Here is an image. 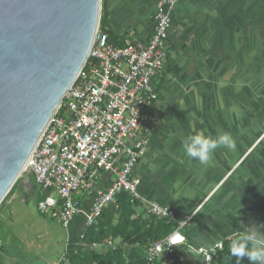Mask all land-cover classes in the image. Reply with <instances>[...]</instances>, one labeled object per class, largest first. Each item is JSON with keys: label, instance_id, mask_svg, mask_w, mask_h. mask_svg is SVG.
Returning <instances> with one entry per match:
<instances>
[{"label": "crops", "instance_id": "1", "mask_svg": "<svg viewBox=\"0 0 264 264\" xmlns=\"http://www.w3.org/2000/svg\"><path fill=\"white\" fill-rule=\"evenodd\" d=\"M102 1L111 32L152 36L158 0ZM170 16L155 122L134 173L145 198L181 218L183 264H204L193 248L264 235V0H180ZM201 131L230 133L235 150L217 149L207 166L188 159L182 143ZM114 178L103 172L97 185ZM93 196L75 193L82 211L65 228L38 209L43 191L24 171L0 204V264H66V253L83 247Z\"/></svg>", "mask_w": 264, "mask_h": 264}, {"label": "built area", "instance_id": "2", "mask_svg": "<svg viewBox=\"0 0 264 264\" xmlns=\"http://www.w3.org/2000/svg\"><path fill=\"white\" fill-rule=\"evenodd\" d=\"M179 1L158 0L153 34L147 41L131 32L125 45H114L99 25L89 58L64 97L65 113L60 111L61 103L33 149L24 171L35 176L43 191L38 209L65 228L82 211L75 197L81 190L94 195L85 213L86 226L122 191L141 201L148 213L175 218L173 209L141 194V181L134 172L155 122L152 108L159 92L154 79L168 56L171 8ZM107 171L115 178L107 188H100L97 183ZM191 218L187 216L185 222ZM180 227L181 222L148 246L149 264L186 242ZM222 246L220 240L194 249L204 264H212Z\"/></svg>", "mask_w": 264, "mask_h": 264}, {"label": "water", "instance_id": "3", "mask_svg": "<svg viewBox=\"0 0 264 264\" xmlns=\"http://www.w3.org/2000/svg\"><path fill=\"white\" fill-rule=\"evenodd\" d=\"M102 0H0V204L87 62Z\"/></svg>", "mask_w": 264, "mask_h": 264}, {"label": "trees", "instance_id": "4", "mask_svg": "<svg viewBox=\"0 0 264 264\" xmlns=\"http://www.w3.org/2000/svg\"><path fill=\"white\" fill-rule=\"evenodd\" d=\"M100 29L108 34L112 44L125 45L124 37L107 28L104 1ZM64 102L65 98L61 113H65ZM181 221L176 212L174 219L148 213L141 201L132 200L127 191H122L104 208L93 224L85 226L80 238L83 247L68 251L66 260L69 264H149L146 253L148 246L170 234ZM243 237V234L236 233L223 239V246L213 256L212 264H249L246 259L237 261L230 255L231 243ZM117 239L120 242L113 244ZM94 245L102 249L98 250ZM188 251V246L180 245L172 252L162 254L156 264H183L182 258Z\"/></svg>", "mask_w": 264, "mask_h": 264}, {"label": "clouds", "instance_id": "5", "mask_svg": "<svg viewBox=\"0 0 264 264\" xmlns=\"http://www.w3.org/2000/svg\"><path fill=\"white\" fill-rule=\"evenodd\" d=\"M235 140L230 133H218L215 137L201 131L190 135L182 143L185 156L199 161L201 165H209L217 149L235 150ZM264 231V230H262ZM230 255L237 261L247 260L249 264H264V235H249L236 240L230 245Z\"/></svg>", "mask_w": 264, "mask_h": 264}, {"label": "rangeland", "instance_id": "6", "mask_svg": "<svg viewBox=\"0 0 264 264\" xmlns=\"http://www.w3.org/2000/svg\"><path fill=\"white\" fill-rule=\"evenodd\" d=\"M24 172V171H23ZM120 242V240L119 239H117L115 242H113V244H118ZM94 248H96V249H98V250H101L102 249V247H100L99 245H94L93 246ZM197 248H199V247H197ZM194 249V248H193ZM197 255H200L195 249L193 250ZM58 263V262H57ZM57 263H55V264H57ZM61 264H65L64 262H60Z\"/></svg>", "mask_w": 264, "mask_h": 264}, {"label": "bare ground", "instance_id": "7", "mask_svg": "<svg viewBox=\"0 0 264 264\" xmlns=\"http://www.w3.org/2000/svg\"><path fill=\"white\" fill-rule=\"evenodd\" d=\"M28 161H29V159H28ZM28 161H27L26 165L28 164ZM26 165H25V166H26ZM179 237H180V236H178L177 238H179Z\"/></svg>", "mask_w": 264, "mask_h": 264}]
</instances>
